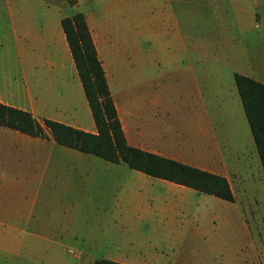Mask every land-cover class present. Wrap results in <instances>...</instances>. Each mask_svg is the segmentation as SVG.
Masks as SVG:
<instances>
[{
	"label": "crops",
	"instance_id": "obj_1",
	"mask_svg": "<svg viewBox=\"0 0 264 264\" xmlns=\"http://www.w3.org/2000/svg\"><path fill=\"white\" fill-rule=\"evenodd\" d=\"M83 15L127 146L225 178L233 201L0 126V264H71L72 247L74 264H264V195L231 181L264 172L241 102L222 115L221 66L178 29L145 54L108 12ZM62 19L49 0H0V104L96 134ZM243 76L264 84V54Z\"/></svg>",
	"mask_w": 264,
	"mask_h": 264
},
{
	"label": "rangeland",
	"instance_id": "obj_2",
	"mask_svg": "<svg viewBox=\"0 0 264 264\" xmlns=\"http://www.w3.org/2000/svg\"><path fill=\"white\" fill-rule=\"evenodd\" d=\"M49 1L58 6L63 18L85 13L91 15L99 25L108 12L110 18L118 22V31L128 37H136L137 48L145 54L155 53L160 48V43L165 44L170 39L172 29H178L183 33L184 39L189 38L191 49H205L206 67L221 66L222 94L219 98L222 101V115L228 109L227 102L231 99L233 103L235 100L240 101L234 84V74L253 73V62H260L264 54V0ZM165 18H173L178 23L172 25L163 20ZM113 26L112 22L111 27ZM0 47L6 48L4 45ZM8 48L12 52L15 49L12 43ZM9 55L8 59L14 64V54L11 57L10 52ZM224 120L225 124L231 122L228 114ZM226 128L231 129L228 124ZM125 170L130 172L126 167ZM243 171L246 174L247 167ZM231 181L238 197L243 192L247 195H264V185L246 184L242 189L240 185L233 183V178ZM75 251L73 247L64 250L65 258L71 264H74L71 255L75 254ZM101 252V246L92 250L97 256H100Z\"/></svg>",
	"mask_w": 264,
	"mask_h": 264
},
{
	"label": "trees",
	"instance_id": "obj_3",
	"mask_svg": "<svg viewBox=\"0 0 264 264\" xmlns=\"http://www.w3.org/2000/svg\"><path fill=\"white\" fill-rule=\"evenodd\" d=\"M61 26L96 127V134L46 119L39 123L29 113L2 104L0 126L33 137H43L46 129L58 145L111 163L123 164L145 175L165 179L228 202L233 201L225 178L127 146L83 14L76 13L63 18ZM233 78L264 172V84L237 73ZM93 264L116 263L97 259Z\"/></svg>",
	"mask_w": 264,
	"mask_h": 264
}]
</instances>
